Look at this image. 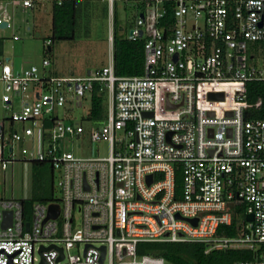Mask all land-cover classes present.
Listing matches in <instances>:
<instances>
[{"label":"built area","instance_id":"built-area-1","mask_svg":"<svg viewBox=\"0 0 264 264\" xmlns=\"http://www.w3.org/2000/svg\"><path fill=\"white\" fill-rule=\"evenodd\" d=\"M10 1L33 9L44 0ZM133 1L143 4L129 35L144 42L143 74H116L113 54L78 76L46 75L36 64L14 70L0 55V107L25 124L19 131L0 122L1 167L29 138L23 158L50 160L58 191L36 202L28 220L19 199L0 198V264H169L137 253L139 242L152 241L203 242L206 252L246 248L255 259L234 264H264V97L250 88L264 83V0ZM10 19L3 8L0 24ZM32 86L33 100L13 110L11 94ZM96 86L109 99L99 125L58 115ZM46 121L54 143L39 148ZM65 134L106 141L108 154L58 152L55 140ZM52 204L56 217H48ZM5 211L12 221L3 227ZM234 218L237 234L218 235Z\"/></svg>","mask_w":264,"mask_h":264},{"label":"rangeland","instance_id":"rangeland-1","mask_svg":"<svg viewBox=\"0 0 264 264\" xmlns=\"http://www.w3.org/2000/svg\"><path fill=\"white\" fill-rule=\"evenodd\" d=\"M92 1L97 5L101 2V0ZM51 5V1H45L43 6L38 5L34 9H24L21 6H14L10 0H0V16L3 8H6L11 18L9 26L0 27V37L5 42V57H10L11 61L17 60L28 66L36 64L41 69H43V59L46 57L50 60L46 71L56 69L60 73L76 76L86 74L89 69L96 70L107 63L111 48L108 39L109 23L106 21L107 18L94 8L88 16L84 15L77 25L75 39L54 41L51 44L52 50L48 51L46 40L51 35ZM115 7L118 15V28H122L120 33L128 38L131 28L135 26L138 14L143 10V4L133 0H117ZM15 36L17 38H14ZM2 87L3 84L0 81V98L3 92ZM11 95L14 101L13 108L17 109L20 97L15 94ZM91 105V96H87L82 100L81 105H78L74 100L72 104L69 103V109H60L58 115L65 121L82 122L87 128L94 125L83 120V116L88 114ZM4 115L5 112L0 108V121ZM48 128L52 129V125ZM45 139V146L54 143L49 134ZM55 143L58 146V152L71 150L77 156L108 154L106 141H88L86 134L58 136ZM79 143L82 144V147L78 146ZM20 145L30 148L31 142L25 141ZM37 145L40 148L42 142L39 141ZM15 152L19 157L13 160L7 169H3L0 164V198L23 199L29 197L32 192L31 163L23 158L17 147ZM5 154L7 157L8 152L6 151Z\"/></svg>","mask_w":264,"mask_h":264},{"label":"trees","instance_id":"trees-1","mask_svg":"<svg viewBox=\"0 0 264 264\" xmlns=\"http://www.w3.org/2000/svg\"><path fill=\"white\" fill-rule=\"evenodd\" d=\"M86 1V3H83ZM91 0H57L52 8V32L49 37L48 51L52 50L54 41L71 40L76 38L77 25L83 16H88ZM88 3V4H87ZM115 12H116V8ZM116 15V13H115ZM171 19L170 12L166 20ZM3 38H0V55L3 53ZM114 62L118 75H139L144 73L145 54L142 39L132 40L124 37L115 27L114 31ZM250 88L255 89L256 97H264V83H252ZM107 97L96 86L91 95V109L83 120L98 123L106 118ZM32 193L30 197L19 199L23 205L25 216L32 214L36 202H47L56 199L54 187V170L50 160L32 161ZM177 189L180 188L181 174L177 173ZM239 221L234 218L230 225L218 228V235L234 236L237 234ZM206 243L203 242H139L137 253L139 255L151 254L163 257L169 264H234L239 260L255 259V252L246 248H229L206 252Z\"/></svg>","mask_w":264,"mask_h":264},{"label":"crops","instance_id":"crops-1","mask_svg":"<svg viewBox=\"0 0 264 264\" xmlns=\"http://www.w3.org/2000/svg\"><path fill=\"white\" fill-rule=\"evenodd\" d=\"M45 1H51V3H52V5H51V17H52V8H53V3H54V1L55 0H44V1H41V2H39L38 4H37V6L38 5H40V6H43V3L45 2ZM92 1V0H91ZM116 1L117 0H113L112 2L110 1V0H101V2L97 5V4H95L93 1L92 2H90V4H89V8H91L90 9V12H92L93 11V8H94V10L96 9V10H98V12L99 13H101L102 15H104L105 16V18H107V22L109 23V33H108V39H109V41H110V56H109V59H108V62H109V60H110V57H111V55L113 54V58H114V31H115V27H117L118 26V15H117V12H115V9L114 8H116L115 7V5H116ZM36 6V7H37ZM34 9V8H33ZM110 12H111V15H110ZM115 13H116V15H115ZM89 15V14H88ZM112 17V18H111ZM8 26V25H7ZM0 27H6V26H3L2 24H0ZM120 31L122 30V28H120L119 29ZM51 32H52V20H51ZM110 36H112L113 37V41L111 42V40H110ZM16 37V36H15ZM14 37V38H15ZM50 37V36H49ZM0 38H2V37H0ZM129 38V37H128ZM49 40V39H48ZM47 41V40H46ZM62 41H64V40H62ZM4 44H5V42H4V40H3V45H2V48H3V53H2V56H4L5 57V55H4ZM8 60H9V62H10V64L12 65V67H13V69L14 70H23V69H25V68H28V67H30L31 65H33V64H31V65H25V64H23V63H20L19 61H11V58L10 57H6ZM46 58V57H45ZM108 62L107 63H105L104 65H102V67L103 66H105V65H107L108 64ZM114 65H115V62H114ZM144 67H145V65H144ZM47 68V67H46ZM46 68H43L42 69V71H43V73L44 74H46V75H55V76H75V75H71V74H65V73H60L58 70H56V69H54V70H50V71H46L47 69ZM101 68V67H100ZM90 71H93V70H91V69H89L88 71H87V73L86 74H88ZM86 74H84V75H86ZM3 84V83H2ZM3 88V87H2ZM3 91H4V89H3ZM38 90L35 88V86H32L31 87V89L27 92V93H25V94H15L16 96H19L20 97V104H19V107H17V109L15 108H13L14 107V101H13V97H12V102H13V106H12V108H13V110H20L21 109V106H22V103H23V101H32L33 100V93H36ZM106 93V92H105ZM2 94H3V92H2ZM2 96V95H1ZM106 97H107V112H108V104H109V99H108V95H107V93H106ZM69 103H73V102H69ZM69 103L66 105V107H64L65 109H69ZM4 112H5V115L3 116V118L1 119V121L0 122H2V121H4V124H5V126L6 127H11V128H14V129H17V130H19V131H21L22 129H23V127H24V123H18V122H14V123H12V122H10V120H9V112L8 111H6L4 108H2V107H0ZM91 109V108H90ZM60 110V109H59ZM58 110V111H59ZM90 111V110H89ZM107 116V115H106ZM105 120V119H104ZM104 120H102V121H104ZM101 121V122H102ZM100 121L98 122V123H93L94 125H99L100 123H101ZM82 123V122H81ZM92 123V122H91ZM52 124H51V122H49V121H46L45 122V129H46V134L44 135V137L46 138V135H48L49 133H50V130H49V126H51ZM90 127H92V125L90 126ZM90 127H87V129H89ZM46 140V139H45ZM45 140H43L42 139V145L43 146H45L44 145V142H45ZM25 141H28V142H31V145H32V141L29 139V138H27V140H25ZM24 141V142H25ZM21 143H23V142H21ZM20 143V144H21ZM19 144V146H17V148L20 150V147H22L21 145ZM15 149H16V147H15ZM1 150V149H0ZM8 152L9 151V149H7V150H4L3 152H4V155H6L5 154V152ZM16 157H19V155H17L16 154ZM31 168H32V165H31ZM54 187H55V185H54ZM32 193V192H31Z\"/></svg>","mask_w":264,"mask_h":264},{"label":"water","instance_id":"water-1","mask_svg":"<svg viewBox=\"0 0 264 264\" xmlns=\"http://www.w3.org/2000/svg\"><path fill=\"white\" fill-rule=\"evenodd\" d=\"M3 26H7L8 25V22L5 21L3 24ZM176 59V58H175ZM214 95H219V94H214ZM151 176L152 175H149V183H151ZM4 215H5V220L2 224L3 227H6L8 224H11V221H12V211H5L4 212ZM58 215V205H55V204H52L50 205V208H49V215L48 217H56ZM30 218V216H26V219L28 220ZM247 219L251 220L252 219V215H248L247 216ZM195 224L197 222V218H194V219H191ZM26 230H29V222L27 221L26 222ZM104 249V247H103ZM62 258V257H61ZM43 264V262L41 263Z\"/></svg>","mask_w":264,"mask_h":264}]
</instances>
